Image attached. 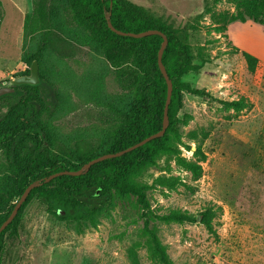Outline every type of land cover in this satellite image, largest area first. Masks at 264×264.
<instances>
[{"label":"rangeland","instance_id":"obj_1","mask_svg":"<svg viewBox=\"0 0 264 264\" xmlns=\"http://www.w3.org/2000/svg\"><path fill=\"white\" fill-rule=\"evenodd\" d=\"M0 1V86H10L22 70L8 66L21 60L24 49L35 50L36 39H25L22 32L21 11L26 2L31 8V0ZM129 1L178 29L199 66L183 79L210 94H184L185 110L192 117L179 127L182 144L190 146L186 150L179 145L182 155L189 157L197 143L206 155L202 175L192 180L172 156L161 155L140 177L150 184L160 174L179 175L191 189L149 188L150 209L158 215L188 211L196 221L146 217L129 196L115 199L108 214L91 225L89 219H60L32 197L20 213L18 234L5 236L0 264H132L128 248H134L136 264H155L147 255L148 230L156 233L174 264H264V24L234 21L223 33L216 32L211 13L233 11L228 0ZM241 50L258 58L253 72ZM60 53L46 50L38 64L57 94L54 102L43 87L39 91L41 119L49 124L55 147L101 134L112 124L103 116V104L121 107L127 100L101 55L73 42L61 45ZM240 96L248 98L251 109L237 115L221 109L220 100ZM6 109L0 108V120ZM6 166L0 152V172ZM208 207L215 211V234L200 223L199 213Z\"/></svg>","mask_w":264,"mask_h":264},{"label":"trees","instance_id":"obj_2","mask_svg":"<svg viewBox=\"0 0 264 264\" xmlns=\"http://www.w3.org/2000/svg\"><path fill=\"white\" fill-rule=\"evenodd\" d=\"M234 10L212 12L211 18L216 32L223 33L226 24L247 19L264 24V0H228ZM31 11L23 19L22 32L26 39H36V49L23 50L20 56L26 68L15 75L28 74L33 60L38 64L46 50L60 53V46L70 42L87 47L101 55L111 66L120 87L126 91L125 106L106 102L102 106L103 116L111 126L84 143L79 141L56 145L49 124L41 119L42 100L39 95L43 87L50 101L57 94L52 82L42 76L40 83L14 86L15 91L0 96V108L6 112L0 120V152L7 162L5 172H0V224L9 215L14 203L25 187L32 181L41 180L33 187L12 221L0 232V255L5 236L18 234L19 216L30 198L43 202L47 210L60 219L85 220L96 225L97 217L108 214L115 199L133 196L135 204L149 218L166 222L193 223L196 217L188 211L172 210L167 214H154L147 198L149 188L159 186L176 189L191 186L179 176L157 175L150 184L140 177L148 167L155 165L161 155L174 158L175 164L190 173L192 180L202 175L206 158L200 143L189 157L182 155L180 125H187L191 114L185 110L184 94L209 96L204 88H194L183 76L197 71L193 63L189 44L177 28L158 20L142 6L129 0H31ZM3 7L0 1V24ZM140 32L157 29L167 38L162 53V62L172 83L167 105L168 125L163 135L119 156L92 164L79 175H58L49 182L43 178L62 170H78L92 158L101 154L122 150L144 137L161 129L163 110L167 95V84L157 64V53L163 40L161 34L132 37L115 33ZM238 51L237 47L232 48ZM249 71H254L258 58L241 50ZM221 109L234 115L251 109L248 98L240 96L232 100H220ZM56 148V151L54 150ZM215 211L208 207L199 213L200 223L215 234L213 217ZM147 255L155 264H174L166 247L155 232L148 230ZM128 257L136 264L134 248H128Z\"/></svg>","mask_w":264,"mask_h":264},{"label":"water","instance_id":"obj_3","mask_svg":"<svg viewBox=\"0 0 264 264\" xmlns=\"http://www.w3.org/2000/svg\"><path fill=\"white\" fill-rule=\"evenodd\" d=\"M107 24L111 30H113L115 33L120 34V35H128V36H132V37H141V36L149 35V34H161V35H163L162 32L160 30H157V29H148V30H144V31H140V32L135 33V32H125V31L116 29L115 27L112 26V24L109 21ZM166 44H167V38H166V36L163 35V40L160 44V47H159L158 53H157V64H158L160 71H161V73H162V75L166 81V84H167V95H166V101H165V106H164V110H163V121H162L161 129L155 133H152V134L144 137L143 139L135 142L134 144H132V145H130V146H128L122 150L112 152V153L101 154L95 158H92L89 161L85 162L82 165V167L79 168L78 170H62V171L52 173V174L48 175L47 177L43 178L44 182H46V181H48V180H50V179H52L58 175H79V174L85 172L92 164H94L98 161L119 156L125 152H128V151L144 144L145 142H147L153 138L159 137V136L164 134L166 127L168 125L167 105L169 103L170 94H171V90H172L171 80L169 79V76L167 74L165 66L162 62V53H163V50H164ZM39 82H40V78H39V73H38V63L36 60H33L31 62V64L29 65V73L28 74H21V75H17L15 77H13L11 79V85L10 86H0V96H2L4 94H8V93H13L15 91L14 86H18V85H22V84L37 85V84H39ZM40 183H41V181L31 182L25 187V189L23 190L20 197L14 203V206H13L12 210L10 211L9 215L1 222L0 232L4 228H6V226L15 217L20 206L22 205V203L25 201L27 195L29 194L30 190Z\"/></svg>","mask_w":264,"mask_h":264},{"label":"crops","instance_id":"obj_4","mask_svg":"<svg viewBox=\"0 0 264 264\" xmlns=\"http://www.w3.org/2000/svg\"><path fill=\"white\" fill-rule=\"evenodd\" d=\"M28 2L24 3V9L23 11H21L22 13V18L24 19V16L27 12H30L31 11V8H32V5H31V8L28 7ZM22 25H23V21H22ZM0 66H2V64H0ZM7 66V65H6ZM8 67H17V68H20L21 70L24 69V63L20 60V61H14L12 65H9Z\"/></svg>","mask_w":264,"mask_h":264}]
</instances>
